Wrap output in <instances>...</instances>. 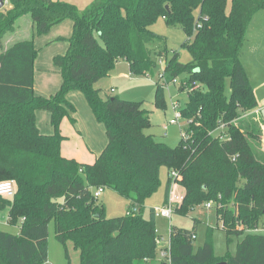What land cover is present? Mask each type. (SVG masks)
Listing matches in <instances>:
<instances>
[{
    "label": "trees",
    "instance_id": "trees-1",
    "mask_svg": "<svg viewBox=\"0 0 264 264\" xmlns=\"http://www.w3.org/2000/svg\"><path fill=\"white\" fill-rule=\"evenodd\" d=\"M91 0L80 10L60 0H8L0 10V47L25 16L33 21V38L0 54V182L14 181L13 198L0 196L16 235L0 231V264H48L49 225L71 264L70 247L80 264H148L157 260L156 209L144 216V205L160 187V170L179 174L184 191L175 213L187 215L211 204L226 233L240 239L236 253L216 256L214 230L197 250L192 231L171 227V264H264L263 121L247 68L242 61L247 34L264 0ZM200 15L196 17V11ZM163 19L193 41L192 61L176 57L166 63L157 82L155 106L166 109L165 84L181 73V91L195 84L181 108L188 138L175 148L144 133L150 114L137 102L102 98L96 85L125 61L133 76L153 73L152 26ZM71 22V36L58 37L68 49L53 58L61 85L50 96L37 95L38 50L34 37ZM157 53L167 58L164 50ZM230 94L227 95V90ZM73 93L82 94L102 125L107 145L92 164L62 154L61 126L75 124ZM50 115L52 131L43 133L37 112ZM219 132V135H215ZM170 175V174H169ZM110 189L125 197V216L108 218L94 191ZM169 176L165 205L169 202ZM136 208L140 209L136 212ZM129 209V210H130ZM21 222V224H19ZM247 232V234H245Z\"/></svg>",
    "mask_w": 264,
    "mask_h": 264
},
{
    "label": "rangeland",
    "instance_id": "rangeland-1",
    "mask_svg": "<svg viewBox=\"0 0 264 264\" xmlns=\"http://www.w3.org/2000/svg\"><path fill=\"white\" fill-rule=\"evenodd\" d=\"M76 5L80 10H84L90 5V0H63ZM231 1L228 0V9L231 7ZM8 8V4L5 5ZM4 9V8H3ZM200 10L196 11V17H199ZM66 22L53 28L47 35L34 37L35 45L39 54L46 53L50 47L53 51H56L58 55H64L68 49L67 42L53 41L50 43L48 38L55 32L60 31L65 38L68 35L71 36L72 24L71 22ZM69 25V26H68ZM58 29V30H57ZM152 31L157 35V39L150 45L152 50V61L154 65L153 73L149 76H133L130 71V66L127 62L121 61L117 63L115 70L112 72L109 78L100 81L97 88L102 90L101 96L104 99L108 97H118L120 100L128 102H137L143 104V107L150 114V126L145 128L144 133L147 135H152L155 141L164 143L171 148H175L179 145L182 138V129L188 125V120L182 118L179 125H171L169 127V135L164 137L163 126L167 124L171 119L175 117L173 111V105H178L180 110L189 101V91L185 89L181 91V83L187 79L186 73H181L176 77L175 82L171 81L169 84L164 82V97L166 101V109H159L155 106V98L157 93V82L159 81L161 75L163 74L166 63L176 57L177 61L182 64H187L192 61V54L188 48V45L193 41V36L189 37L184 30L179 27H169L163 19H159L152 26ZM33 21L30 16H25L20 19L16 24V31L12 34L7 35L4 40V45L12 46L15 43L31 40L33 37ZM159 50H164L166 52L167 58H160V56L155 53ZM64 51L62 54L61 52ZM264 10L256 14L250 25L247 41L244 47V52L242 55L243 63L247 67L251 76V83L254 88L256 98L258 101L259 114L263 119L264 124V61L261 55H264ZM163 60V64L160 63ZM37 63V61H36ZM49 66L57 71L60 79V72L58 68L53 65V59L49 61ZM51 75H56L54 72L49 73ZM58 77V76H57ZM61 85V83H60ZM60 88V87H59ZM112 89L114 91H112ZM36 90V89H35ZM45 94L48 91H43ZM57 92V91H56ZM37 93V92H36ZM230 94L228 88L227 95ZM39 95V94H37ZM73 100L78 103V98H83L82 94H74ZM48 115V114H45ZM67 121V120H66ZM49 123V119L45 117V126ZM103 127V126H102ZM64 131L67 136L66 143L63 146V154L65 157L71 158L74 154L91 153L92 149L87 141H83V137L79 135L76 128L73 127L72 123H64ZM102 132V139L104 145L102 150L107 145V137L104 132ZM264 134V133H263ZM215 135H219L216 132ZM263 136V135H262ZM264 138H262V141ZM263 147V146H262ZM264 149V148H263ZM169 170L166 167H162L160 170V187L157 192L150 197L144 205V216L149 217L150 209L162 208L165 206V197L167 191V184L169 180ZM171 202L178 207L185 196V191L180 185H175L170 192ZM98 204L102 205L106 209V216L108 218H116L125 216L128 211H134V208L130 209V203L128 200L117 192L105 189L102 196L98 200ZM211 205V204H210ZM212 206V205H211ZM130 209V210H129ZM138 208L136 212H139ZM8 209L0 210V231L7 232L10 234H18L20 231V226H13L8 222ZM21 224V222L19 223ZM156 226L159 236H163L165 240L168 239L170 235L171 227L178 229L192 231L196 235L194 241L195 249L197 250L200 246L205 243L206 234L209 228L214 230V251L216 256L222 257L228 252L231 255L236 253V247L238 241L241 239L232 237V242L228 247L226 233L222 230L221 221L217 217L216 210L208 208L206 205L196 207L187 215H182L174 213L171 221L169 219L163 218L159 212H156ZM259 232L250 233H264V219L261 223ZM247 234V232L245 233ZM164 247V244L158 246V251ZM49 261L48 264H69L66 258L64 247L58 243L56 239L55 224L51 222L49 225ZM70 256L71 264H80L78 255L75 253L71 247ZM148 264H165L162 263L160 256L158 255L157 260Z\"/></svg>",
    "mask_w": 264,
    "mask_h": 264
},
{
    "label": "crops",
    "instance_id": "crops-1",
    "mask_svg": "<svg viewBox=\"0 0 264 264\" xmlns=\"http://www.w3.org/2000/svg\"><path fill=\"white\" fill-rule=\"evenodd\" d=\"M0 1H4L3 8H5V5H6L5 0H0ZM60 1H63V0H60ZM64 2H67V1H64ZM10 34H12V33H10ZM69 36L70 35H68L67 37H69ZM58 37H65V36H63L60 31H55L48 38V40L50 41V43H53V41L56 40ZM9 47H10L9 45H4V41H3L2 47H0V54L3 51L7 50ZM53 48H55V47H50L46 51V53L41 52L39 54V57H38V60L36 63L35 89H36L37 94H39L41 96H50V95L54 94L56 91H58V89L60 87L61 79H60L57 71L52 69V67H50L48 64L49 61L51 60V58L53 59L55 56H57V54H56L57 52L53 51ZM61 53L63 54L64 51H62ZM262 53L264 54V51ZM261 57H262V60L264 61V55H261ZM242 61H243V59H242ZM52 72H54L56 75L49 74ZM248 74L250 76L249 71H248ZM250 79H251V76H250ZM99 83H98V85H99ZM43 91H48V92H46V94H45ZM112 91H114V90L112 89ZM74 94H77V93L71 94L70 98H69L71 103L74 105V107L76 109L75 113H73V117L76 120H75V124H72V125H73V127L76 128V130H77L76 132L83 137V141L88 142L89 146L92 149V152L91 153L83 152L82 154L77 153V154H74L73 156H71V158H69V159H75L76 161H78L80 163H84V164H92L96 160L97 156L103 151L102 148L104 145V141L102 139V132L101 131L104 132V128L102 127V125L97 123V121L95 120V118L92 115L90 107L88 106V104L86 103L84 98H82V97L80 99L78 98V103H76L72 97ZM257 110L259 111V108ZM45 114H48V113H45L42 111L37 112V115H36L37 116V124L43 133L48 134L52 131L51 126L49 125V123H47V125L45 126L44 123H45V117L47 119H49V121H50V115L49 114L45 115ZM259 115H260V119H262L261 114H259ZM262 121H263V119H262ZM65 122L70 123L71 121L68 118H66L62 122V126H61L62 134L66 137V140H67V136L65 135V131H64V123ZM263 133H264V128H263ZM66 140L64 143H66ZM64 143L62 145V154H63ZM263 148H264V146H263ZM63 156H64V154H63ZM66 158H68V157H66ZM162 263H165V262L162 261Z\"/></svg>",
    "mask_w": 264,
    "mask_h": 264
},
{
    "label": "built area",
    "instance_id": "built-area-1",
    "mask_svg": "<svg viewBox=\"0 0 264 264\" xmlns=\"http://www.w3.org/2000/svg\"><path fill=\"white\" fill-rule=\"evenodd\" d=\"M5 2H6V4H8V0H5ZM160 63L163 64V60H160ZM174 82H175V80H174ZM197 89H199V86H198V84L197 85L195 84L194 86L188 88V91L193 92ZM178 107L179 106L177 104L173 105V111L175 113V117L163 126V130H164L163 136L164 137H167L169 135V127L171 125H179L181 119L183 118V115L181 113V109L179 110ZM254 113L259 114V111L257 110ZM188 124H189V121H188ZM182 137L184 139L188 138L187 134L185 133V128L182 129ZM262 138H264V134H263ZM169 176L171 178V190H172L173 187L178 184L179 174L177 172L173 171L170 173ZM104 190H105L104 188L96 189L94 191V197L96 199H99L102 196ZM15 194H16V185H15L14 181L0 182V196L13 198L15 196ZM170 197H171V195H170ZM171 201L172 200L169 198V202L164 207L159 208L157 210L163 218L169 219L170 221H171V219L175 213V210H176V205H174V202H171ZM206 206L211 209L210 204H208ZM136 210H137V208H136ZM158 244L159 245L164 244V247H161V249L159 250V256H160L161 260L167 264H171V229H170V235H169L167 240H165V238L163 236H159Z\"/></svg>",
    "mask_w": 264,
    "mask_h": 264
},
{
    "label": "water",
    "instance_id": "water-1",
    "mask_svg": "<svg viewBox=\"0 0 264 264\" xmlns=\"http://www.w3.org/2000/svg\"><path fill=\"white\" fill-rule=\"evenodd\" d=\"M4 6V1H0V10L3 9ZM262 146H264V141H261ZM167 264V263H165ZM221 264H225V263H221Z\"/></svg>",
    "mask_w": 264,
    "mask_h": 264
}]
</instances>
